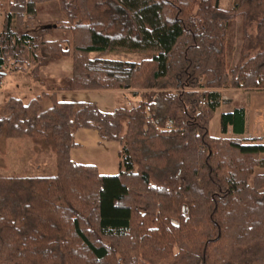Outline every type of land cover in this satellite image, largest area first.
<instances>
[{
    "label": "trees",
    "instance_id": "trees-1",
    "mask_svg": "<svg viewBox=\"0 0 264 264\" xmlns=\"http://www.w3.org/2000/svg\"><path fill=\"white\" fill-rule=\"evenodd\" d=\"M47 1L0 0V81L9 56L21 63L30 53L38 65L70 56L64 91L133 90L140 99L112 112L54 93L46 110L42 94L7 101L0 136L52 139L57 173L0 176V264H264V175L255 174L264 166L263 139L210 134L219 89L264 88V0H239L234 10L217 0H100L107 20L88 0H59L71 20L65 48L44 37L59 25L29 26ZM238 11L245 27L258 18L257 33L245 30L229 71L227 28ZM116 50L151 57L103 58ZM168 121L177 129L159 131ZM230 126L245 132L244 108L222 115V132ZM79 128L122 143L118 174L72 159Z\"/></svg>",
    "mask_w": 264,
    "mask_h": 264
},
{
    "label": "rangeland",
    "instance_id": "rangeland-1",
    "mask_svg": "<svg viewBox=\"0 0 264 264\" xmlns=\"http://www.w3.org/2000/svg\"><path fill=\"white\" fill-rule=\"evenodd\" d=\"M99 1L88 0L89 9L96 16L107 20L99 9ZM217 1L221 8L234 10L239 0ZM241 10H244V8ZM246 11L250 12V8L247 7ZM236 14L228 23L227 28L226 56L229 71L238 64L242 55L245 30L247 29V32L253 37L257 33V17L254 19L250 17L247 27H245L246 21L243 13L238 11ZM4 15L5 11L1 10L0 30L3 27ZM36 16V19L29 23V26L33 27V31L41 27L59 25V27L45 33L44 37L61 41L64 48L68 46V41L72 38V32L69 29L71 22H68L71 20L62 10L59 0L38 4ZM20 30L26 31L28 28L23 26ZM258 50L259 48L251 49L249 55L254 56ZM29 54L20 55L21 63L15 62L16 57L14 56H9L8 58V65L4 69L6 75L0 81V113H2L7 101L12 97L21 98L25 103H28L32 98L41 94L44 95L42 100L43 110L53 105L51 97L53 93L59 101L95 103L100 109L109 112L120 106L131 108L140 99L139 96L134 94L133 90L64 91L68 84L67 80L73 75L72 58L70 56L61 57L55 60H47L45 64L38 65L32 60L31 54ZM37 54L42 57L41 60L44 59L45 54L42 50L37 51ZM97 55L98 53L92 54V56ZM150 57L151 55L147 53L123 50H116L103 56L105 59L130 62H141ZM227 88L234 87H223L219 91ZM221 132L220 109H218L210 122V133L215 136L220 135ZM74 140L79 144L71 149V157L75 162L96 165L101 174L116 175L120 172L123 161L121 153L123 145L121 142L103 139L95 128L74 130ZM56 173L57 151L52 139L37 141L30 137H8L6 133L0 136V176H51Z\"/></svg>",
    "mask_w": 264,
    "mask_h": 264
},
{
    "label": "crops",
    "instance_id": "crops-1",
    "mask_svg": "<svg viewBox=\"0 0 264 264\" xmlns=\"http://www.w3.org/2000/svg\"><path fill=\"white\" fill-rule=\"evenodd\" d=\"M219 93L227 97L217 108V110L220 109V119L224 113L233 112L236 108H244L245 132L236 134L230 126L225 133L221 132L220 135L215 136L210 134L223 138L252 139L258 137L262 138L264 142V88H227L223 91L220 90ZM261 158L264 159V154L261 155ZM255 174L264 175V166L256 167Z\"/></svg>",
    "mask_w": 264,
    "mask_h": 264
},
{
    "label": "built area",
    "instance_id": "built-area-1",
    "mask_svg": "<svg viewBox=\"0 0 264 264\" xmlns=\"http://www.w3.org/2000/svg\"><path fill=\"white\" fill-rule=\"evenodd\" d=\"M224 99H227V97L224 96V95H221L220 102H222ZM206 102H207V100H202L200 103L202 105H204V104H206ZM149 111H150V108L147 107L146 108V112H147V115H148L149 119H151L150 112ZM157 128L161 132H169V131H172V130H176L177 129V127L172 122H170V121L166 122L165 125H163V126H158Z\"/></svg>",
    "mask_w": 264,
    "mask_h": 264
},
{
    "label": "water",
    "instance_id": "water-1",
    "mask_svg": "<svg viewBox=\"0 0 264 264\" xmlns=\"http://www.w3.org/2000/svg\"><path fill=\"white\" fill-rule=\"evenodd\" d=\"M57 25H55V27H56Z\"/></svg>",
    "mask_w": 264,
    "mask_h": 264
}]
</instances>
